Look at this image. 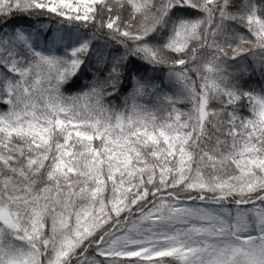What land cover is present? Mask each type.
Returning a JSON list of instances; mask_svg holds the SVG:
<instances>
[{"label": "snow or ice", "instance_id": "6c2138e0", "mask_svg": "<svg viewBox=\"0 0 264 264\" xmlns=\"http://www.w3.org/2000/svg\"><path fill=\"white\" fill-rule=\"evenodd\" d=\"M0 264H264V0H0Z\"/></svg>", "mask_w": 264, "mask_h": 264}, {"label": "trees", "instance_id": "16d2710c", "mask_svg": "<svg viewBox=\"0 0 264 264\" xmlns=\"http://www.w3.org/2000/svg\"><path fill=\"white\" fill-rule=\"evenodd\" d=\"M245 78H246V80L244 79V80L241 81V83H242V85H243V87H244V90H249V85H250L252 82H254V84H252L251 86H254V88L257 89V87L260 86V83H261V82H260V79H259V76H258V75H257V76H254V77H252V78H249V77H245ZM128 91H129V89H128ZM141 103H149V104H151V101H149V100H143V101H141ZM245 103H247V102L245 101ZM115 104H116L118 107H123L122 100H117V101H115ZM177 106H178L179 108L185 110V111H187V110L191 107V105L188 104V103H180V104H178ZM216 106L219 107L218 103L216 104ZM243 114H244V115H249L250 113L248 112L247 109H244V110H243Z\"/></svg>", "mask_w": 264, "mask_h": 264}]
</instances>
